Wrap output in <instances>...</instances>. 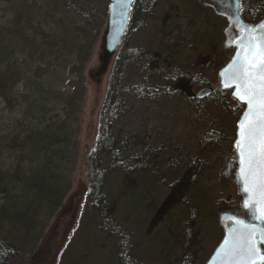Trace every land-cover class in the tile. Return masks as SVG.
Returning <instances> with one entry per match:
<instances>
[{
    "label": "rangeland",
    "instance_id": "374dc122",
    "mask_svg": "<svg viewBox=\"0 0 264 264\" xmlns=\"http://www.w3.org/2000/svg\"><path fill=\"white\" fill-rule=\"evenodd\" d=\"M108 2L0 0L5 264L51 263L65 248V261L82 255L84 264H204L224 235L218 211L239 208L232 175L239 109L218 84L232 39L221 11L207 3L156 0L131 27L122 43L136 55L124 63L110 125L118 151H95L120 49L107 72L95 74ZM167 76L176 85L198 78L194 90L228 91L200 102L180 91L133 92V84ZM93 158L104 197L91 212Z\"/></svg>",
    "mask_w": 264,
    "mask_h": 264
},
{
    "label": "snow or ice",
    "instance_id": "6c2138e0",
    "mask_svg": "<svg viewBox=\"0 0 264 264\" xmlns=\"http://www.w3.org/2000/svg\"><path fill=\"white\" fill-rule=\"evenodd\" d=\"M248 44L239 68L233 75L237 81L234 93L240 100L246 101L248 108L240 121L237 148L241 156V172L244 174L245 192L259 195V199L245 203L255 215L256 205L260 206V216L264 219V23L246 30ZM257 33H259L257 35ZM240 57V52L237 53ZM241 224V230H233V238H226L224 253L225 264H264V253L257 247V232L264 238V228Z\"/></svg>",
    "mask_w": 264,
    "mask_h": 264
},
{
    "label": "water",
    "instance_id": "95a60500",
    "mask_svg": "<svg viewBox=\"0 0 264 264\" xmlns=\"http://www.w3.org/2000/svg\"><path fill=\"white\" fill-rule=\"evenodd\" d=\"M132 5L133 0H109L107 5V16L105 20V25L101 31L99 38V66L95 74H105L108 68L111 66L113 58L115 57L126 35L128 24L130 22ZM227 18L229 22L234 20L236 25L243 30L242 34L239 35L232 43V45L234 46V51L231 57L218 70L219 86L222 89H231V96L244 105L243 110L241 111L236 121V134L233 145V160L235 162V165L232 175L233 180L237 186V192L239 195V208H237L235 211H218V221L225 233L217 248L212 252L205 264H225L226 257L224 253L226 251V248L224 246V241L226 238H233V230H241V224H238L237 221H242L243 224L251 225L257 229L264 228V219L258 218L261 214L260 206L258 204L256 205L255 215L248 207L245 206V203L249 200H258L259 195L258 193L253 195L251 192L244 191L246 184L244 180V174L241 172L242 165L240 151L236 145L237 140L241 139V137L239 136V124L242 118L244 117V113L248 108V104L246 101L240 100L234 94L237 91V81L233 78V75L239 68V64L244 55V52L241 51V44L243 43L245 50L247 49L248 33L246 30L249 28H255L264 23V15L260 17L255 24L243 21L238 16L237 4L235 3L231 15H227ZM258 34L259 33H257V35ZM238 52H240V57H237ZM176 88L180 92L184 93L187 97H194L197 99H203L209 96L214 90L212 86L205 85L195 92L192 90L191 85L187 81H180V83L177 84ZM228 219L232 222L231 225L225 224V221ZM255 243L257 247L261 250V252L264 253V238L260 237L259 231L257 232ZM36 253L37 252H35V254ZM58 255L59 251L55 252L52 262L46 264H55L57 262ZM31 264L44 263H35L34 261H32Z\"/></svg>",
    "mask_w": 264,
    "mask_h": 264
},
{
    "label": "trees",
    "instance_id": "16d2710c",
    "mask_svg": "<svg viewBox=\"0 0 264 264\" xmlns=\"http://www.w3.org/2000/svg\"><path fill=\"white\" fill-rule=\"evenodd\" d=\"M156 3H157L156 0H134L133 1V6H132L131 16H130V23H129V26L126 32V37L130 34L131 29H132L131 27L134 24L139 25L140 22L145 17L151 14V9L156 5ZM251 4L254 7L253 14H252L254 17L264 15V10L262 9V6L264 5V0L261 3H257V5L255 4V0H250L249 9H251L250 7ZM126 37H125V40H126ZM135 53L136 52H134L132 49L128 48L127 43L125 41L122 43L119 49V53L116 57V63L113 69V73L110 77V83H109L106 95L104 97V100H103L104 102H103L102 110H101V119H102L101 120V132L97 140V148L95 149V151L104 152L108 150L112 153H117L118 151L117 148L114 149L115 145H114V140L112 139V136H111L110 125H111L113 116L115 114L114 110L118 107V104H119L117 89L121 82V74L123 72L124 63H126L128 59L134 58L136 55ZM173 79H174L173 77L167 76L164 78L165 82L162 84L161 83L159 84V82H154L151 84L143 83L142 85L133 84L132 86L133 92L136 95H146V96H153L156 94H165V93L172 94L178 91L176 89V84L174 83ZM197 80L198 78H194V79L190 78L186 81L189 84H191L192 88L194 89V85H195L194 82H196ZM202 86H205V84L204 85L199 84L197 88H200ZM222 91L227 92L228 90H222L218 87L214 89V91L211 93V96H207L206 98H203V99H197L194 97L188 98V99L192 100L193 102H200L201 100L208 101L210 100L209 98L219 99V97L222 94ZM229 99L232 100L235 104H237L236 110L239 109V112H238V116H239L243 109V104L237 102L233 97H231V95ZM93 162L95 165H94L93 172H92L91 179H90V185H89L90 189L88 190V199L89 200L94 199V203L91 206V212H93V210L96 211L97 209V204L99 201L98 197L99 198L104 197V194L102 192V187H101L103 184V172L97 169V166H99L101 162H98L96 158H93ZM68 249L67 248H65V250L62 249V251L59 252L56 264H71V263L81 264V262L84 261L85 257H83L82 255H77V257L70 256L65 261L64 259L66 257V254L68 253ZM9 255H10V250L0 247V264H5ZM124 259H125V254H120L118 256V262L119 261L123 262ZM82 264H84V262Z\"/></svg>",
    "mask_w": 264,
    "mask_h": 264
},
{
    "label": "flooded vegetation",
    "instance_id": "af4514ba",
    "mask_svg": "<svg viewBox=\"0 0 264 264\" xmlns=\"http://www.w3.org/2000/svg\"><path fill=\"white\" fill-rule=\"evenodd\" d=\"M201 1L202 3H207V5H211L213 6V10L216 11L215 7L217 9H219L220 14L226 19L227 21V25L224 28V31L230 30V39H232V41L230 42H224V45H232L233 41L242 34L243 30L240 29L235 21H228L227 15H231L235 3L237 4V12H238V16L246 22H250V23H256V21L262 17V16H258V17H254L249 9V0H198ZM233 51H234V47H233ZM231 223V222H230ZM224 236V235H223ZM222 240V239H221ZM220 243V242H219ZM218 243V244H219ZM218 246V245H217Z\"/></svg>",
    "mask_w": 264,
    "mask_h": 264
}]
</instances>
